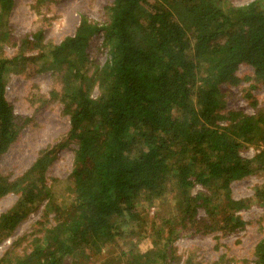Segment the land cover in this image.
<instances>
[{"label":"trees","instance_id":"1","mask_svg":"<svg viewBox=\"0 0 264 264\" xmlns=\"http://www.w3.org/2000/svg\"><path fill=\"white\" fill-rule=\"evenodd\" d=\"M13 4L0 0V23ZM96 34L102 62L88 53ZM241 65L252 69L245 79L236 75ZM28 70L58 81L47 99L61 105L68 129L21 175L0 176V198L17 196L0 214V242L43 205L26 247L4 251L0 264H76L91 255L100 264H172L182 235L233 233L245 224L240 210L264 209V185L244 199L230 190L264 172V107L249 91L264 85V0H112L99 22L81 17L56 44L39 28L11 57L0 46V158L29 120L7 101V77ZM243 80L252 114L226 108L222 87ZM69 143V185L56 197L46 173ZM248 148L251 157L242 155ZM253 255L264 264V237Z\"/></svg>","mask_w":264,"mask_h":264},{"label":"rangeland","instance_id":"2","mask_svg":"<svg viewBox=\"0 0 264 264\" xmlns=\"http://www.w3.org/2000/svg\"><path fill=\"white\" fill-rule=\"evenodd\" d=\"M250 1L233 0V3L243 5ZM111 2L112 0H14L12 10L2 17L0 23V35L3 39L0 41L2 55L13 56L17 51L19 38L39 28L43 31L45 41L56 44L65 36L74 33L81 17L99 22L104 6ZM5 33L6 36H3ZM101 38V34L92 37L88 50L90 57L97 55L96 47L101 42ZM98 58L99 61H104L105 54L98 53ZM251 74L252 69L248 65L239 66L236 72V75L242 79ZM250 84L249 80H243L238 86L222 87L227 109L252 114L255 108L251 103L256 102V108L264 107V85L255 82V85L249 88L252 99L250 103L244 95V90ZM54 88L59 89L58 81L49 71L33 73L28 70L18 75L10 74L7 77L5 87L7 101L16 115L29 120L20 130L15 142L0 158V176L13 180L26 171L40 149L65 140L68 117L62 114L61 105L58 102L47 99L49 92ZM74 148L75 146L69 143L58 149L47 170V183L52 187L56 197H64L62 195L66 193L69 185L68 175ZM253 154L254 150L251 148L242 151V155L246 157H251ZM261 185H264V172L232 182L231 196L233 199L252 197L254 188ZM199 189L200 187L197 186L192 192L195 193ZM16 200L17 196L12 193L0 198V214L9 209ZM167 201L170 207L172 201L170 199ZM42 209L43 205L30 213L10 236L1 240L0 255L13 248L15 251H21L26 247L27 241L23 239V236L31 233L36 227L35 223L42 220ZM152 214L153 210L149 212V216ZM199 215H203L201 209ZM238 215L245 224L233 233L217 231L184 234L179 237L174 242L179 260L172 264H226L236 259L254 257V246L264 237V209L253 202L249 208L240 210ZM123 246L126 248L125 244ZM70 263L71 261H66L64 264ZM76 264L100 263L95 260V256L91 255L90 258H77Z\"/></svg>","mask_w":264,"mask_h":264},{"label":"built area","instance_id":"3","mask_svg":"<svg viewBox=\"0 0 264 264\" xmlns=\"http://www.w3.org/2000/svg\"><path fill=\"white\" fill-rule=\"evenodd\" d=\"M203 264H212V263H203ZM226 264H257L254 257H250L247 259H236L232 262H228Z\"/></svg>","mask_w":264,"mask_h":264}]
</instances>
